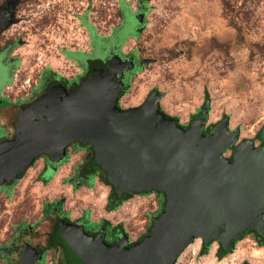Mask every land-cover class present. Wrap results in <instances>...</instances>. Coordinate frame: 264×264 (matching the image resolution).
<instances>
[{"label": "rangeland", "instance_id": "1", "mask_svg": "<svg viewBox=\"0 0 264 264\" xmlns=\"http://www.w3.org/2000/svg\"><path fill=\"white\" fill-rule=\"evenodd\" d=\"M11 8L13 23L6 29L0 27V53H4V58L0 55V71L5 72L0 94L12 104L9 112H0V139L14 136L21 106L55 85L65 86L69 92L87 77L88 69L80 58L74 61L85 72L71 81L49 69V60L60 56L72 60L70 53L83 56L88 48L93 51V37L97 44L114 32L110 38L115 36L116 40L89 57L103 63L117 54L122 62H131L132 70L123 74L120 110L142 105L155 91L161 96L160 113L183 129L202 116L204 109L208 117L205 133L228 118V130H239L240 135L223 158L231 160L235 148L245 140L252 141L255 149L262 145L264 0H0V13ZM130 11L135 17L129 15ZM66 72L70 76L74 73ZM47 77L57 83L47 88ZM7 106L4 101L0 104V108ZM69 146L86 150L79 166L84 165L90 149L74 143ZM96 174L114 189L107 175L105 180L103 172ZM23 175L15 187L9 188L8 195L0 186V248L12 253L11 260L0 258V264H18L22 244L40 242L50 229L51 222L42 219L44 208L55 197L65 199L64 191L60 194L53 188L50 178L37 177L43 185L40 187L19 182ZM163 199L158 193H140L135 204L125 209L126 220L121 227L129 233L125 236L132 245L148 234ZM26 227L30 231L23 235ZM195 245L193 241L176 264H264V244H258L251 230L222 257L218 256V241L207 247L205 254L201 241L194 255ZM61 258L60 248L55 247L42 253L35 264H59Z\"/></svg>", "mask_w": 264, "mask_h": 264}, {"label": "water", "instance_id": "2", "mask_svg": "<svg viewBox=\"0 0 264 264\" xmlns=\"http://www.w3.org/2000/svg\"><path fill=\"white\" fill-rule=\"evenodd\" d=\"M13 15L12 8L3 10L2 29L13 23ZM130 68L131 62L115 55L76 90L55 85L20 109L14 138L0 142V184L18 181L42 155L58 164L69 145L83 143L93 148L97 165L120 196L165 195L149 234L130 247L126 236L111 246L101 234L93 239L82 226L62 224L78 264H176L196 238L205 247L218 241L233 251L249 230L264 236V127L262 145L255 149L245 140L231 160L225 159L240 135L228 130L226 117L205 133L204 109L183 129L160 113L161 96L155 91L142 105L120 110L123 74ZM41 257L42 252L24 245L20 264H35Z\"/></svg>", "mask_w": 264, "mask_h": 264}, {"label": "crops", "instance_id": "3", "mask_svg": "<svg viewBox=\"0 0 264 264\" xmlns=\"http://www.w3.org/2000/svg\"><path fill=\"white\" fill-rule=\"evenodd\" d=\"M129 15L135 17L131 11ZM119 27L117 29H119ZM136 28L137 25H135L131 30L133 31ZM113 34L114 32L111 33V35L104 37V40L100 39L99 41H102V43H106L108 45L112 39L114 41L116 40L115 36L112 39L110 38L113 36ZM92 52L94 53V48L93 51L92 48H88L87 51L82 54L83 56H79L80 54L75 55L74 53H70L68 57L72 58V60L67 59L65 56H60L55 60H52V58L48 61L47 65L49 66V69L53 70L56 75L64 76L66 77V80L71 81L72 79L70 78L75 76L78 78L85 72L83 68H80L78 65H76L74 61L76 58H80L85 63L84 67L87 69L91 68L95 63H98V66L102 63L91 60L89 56L92 54ZM67 69L74 73L70 76V74L66 72ZM67 151V161L59 164L54 169L47 164L44 158L35 160L33 165L25 172L22 180L20 179L19 182L24 181L27 184L33 182L34 185L43 187L40 182H37V177L46 179L51 178L52 187L57 188L60 194L63 191L66 194L62 196L63 198L65 197V199H61L64 205L63 211L68 215V219L70 221L82 222L83 220H86L89 226L96 225L103 221L108 223L111 227H115L117 225L123 226L126 220L125 209L131 205H134L140 195H132L115 209L108 210L107 204L112 191L111 185L102 181L101 178L96 174L91 178L90 185H82L76 188L70 183V179L76 171V166L82 164V157L85 155L86 150L80 149L76 146H69ZM27 184L24 185L26 186ZM13 192H15V189ZM75 197L77 198L75 199ZM57 198L59 197H55L53 200ZM125 232L126 234H129L127 231ZM129 241L132 242L131 239H129ZM194 241L195 244L199 246L201 240L196 238Z\"/></svg>", "mask_w": 264, "mask_h": 264}, {"label": "flooded vegetation", "instance_id": "4", "mask_svg": "<svg viewBox=\"0 0 264 264\" xmlns=\"http://www.w3.org/2000/svg\"><path fill=\"white\" fill-rule=\"evenodd\" d=\"M0 27H2L1 23H0ZM96 41L97 40H95L94 37H93L92 38V46L94 48V52L95 51L96 52L97 51H102L104 49V47L107 46V44L106 43H102V41H99V42H97V44H95ZM99 45H101V46L99 47ZM0 55L4 58V53H0ZM115 55H117V54H115ZM115 55H112V57L115 56ZM110 59L105 61L104 63L107 64L110 61ZM3 61H4V59H3ZM105 67H106V65H105ZM8 69H9V66L5 64V70L8 71ZM94 69H98V68H94ZM131 70H132V68L129 71H131ZM4 73H5L4 71H0V80H1V78L4 77ZM1 91L2 90H0V92ZM46 92H48V90ZM38 96L39 97L33 99L28 104H25V105L21 106L20 109L29 106L34 100L40 98L43 95L41 93ZM0 97H1L0 104L2 103V101L6 102L8 104L7 107L0 108V112H4V113L9 112L8 108L12 107V104L8 103L7 100L3 97V95L0 94ZM14 136H15V126H14ZM14 136H12V137H8V136L2 137V139H0L1 140L0 142L6 141V140H11V139L14 138ZM74 144H77V143H74ZM86 156H87L86 157V162H87L91 158V151H90V154L86 155ZM43 157H44V159H46L45 161L47 162V164L50 167H52L53 169L55 167H57L59 164L65 162L63 160L62 162H60L58 164H55V163H53L50 160V158L47 155L42 156L40 158H43ZM82 166H79V167L76 168V171L73 174L74 176L70 179V183L73 184L76 188H78L79 186H82V185H90L91 178L95 175L94 174V175L89 176V174H86L85 171L81 169ZM97 172H100V171L97 170ZM21 175H23V174H21ZM20 176H19V178H20ZM42 179H46V178H42ZM14 184H16V182H12V183L4 182L3 184L0 185L1 187L3 186L2 189H1V192H5L8 195L9 188L12 187V186L15 187ZM11 191L13 192L14 188ZM138 195H140V193ZM60 200H61V198L52 200V202L47 204V206L44 208V211H43V214H42V219L46 220L49 223L51 222V225H50L49 231H46L44 233V235L41 237L42 240L40 242L35 243V244H33L32 241H25L22 244L23 246L24 245H30L33 248L37 249L38 252H42L43 254H45V252H47V250L55 248V247L47 248V245H62L61 243L52 244V243H54V241H55L57 236H60V238L63 240V242L67 245V243L65 242V240L63 238V233H62V230H61V225L62 224H72V225H75V226H82L84 232L86 234H88V235H91L93 237V239H95L99 234H101L102 238H103V241L107 245H111V246L115 245L116 243H118V241L122 240L123 236L125 237L126 232L124 231V229H122L123 227H121V225H117L115 227H111L108 223L103 221V222H100V223H98L96 225H90L89 226L86 220L85 221L83 220L80 225L75 224L77 222L76 221H74V222L70 221L68 219V215L66 213H64V211H63V202H61ZM152 218H154V217H152ZM152 220L153 219H151V223H152ZM22 231H23L22 233L24 235V234H26V233H28L30 231V227H26V229H24ZM149 231H150V229H149ZM148 234H149V232H148ZM33 245H36V246H33ZM131 245H132V242H130L128 240L127 244H126V247H130ZM23 246L20 247L19 253H17L19 255L18 256L19 257L18 258V264H20V255L22 253ZM7 252H8V249L0 248V258H5V259L9 260L10 256L12 255V253H7ZM60 254L62 256V254H63L62 249H60ZM63 256H62V258H63ZM62 258H61V260H62ZM60 261H59V264H61ZM63 264H71V263L65 262V260H64Z\"/></svg>", "mask_w": 264, "mask_h": 264}, {"label": "trees", "instance_id": "5", "mask_svg": "<svg viewBox=\"0 0 264 264\" xmlns=\"http://www.w3.org/2000/svg\"><path fill=\"white\" fill-rule=\"evenodd\" d=\"M105 63H101L99 64V66H97V68H104L105 67ZM94 68L91 67L88 69V73L87 75L90 73L91 70H93ZM45 83L47 85V88H50L51 86H53L54 84L57 83V81L55 79H51L49 77H47L45 79ZM64 84V83H63ZM77 87L73 86V87H70L69 88V92H72L76 89ZM48 90V89H47ZM78 146L80 147H88L91 151V158L81 167L82 170L85 171L86 174H89V176L91 175H94L96 174L97 170L98 171H102L104 174H105V180H106V172H104L103 170H101L99 168V166L97 165L96 163V159H95V153H94V150L91 146L89 145H85L83 143H77ZM48 158V157H47ZM49 159V158H48ZM22 176V175H21ZM20 176V178H21ZM108 182V181H107ZM158 193V192H156ZM142 194H146V193H142ZM159 195H162L163 196V201H162V207H161V211L164 209V205H165V195L164 194H160L158 193ZM131 195L130 194H125L123 196H120L113 188H112V191H111V194H110V197H109V203L107 205V209L108 210H113L115 209L117 206H119L122 202H124L125 200H127L128 198H130ZM152 224V223H151ZM255 234V237L257 239V242L258 244L260 245H263L264 244V237L260 236L258 233L254 232ZM58 235V234H57ZM142 239V238H141ZM57 243H61L62 245H47V248H50V247H59L60 249H62L63 251V258L62 260L60 261L61 264L64 263V260L65 262H68V263H71V264H78L74 259H73V256L71 255L70 253V250L68 248V246L63 242V240L60 238V236H57L54 243L52 244H57ZM201 252L203 254H205L207 252V247H205L203 245L202 249H201ZM226 253V251H224V249L220 246L219 247V251H218V256L222 257L224 256Z\"/></svg>", "mask_w": 264, "mask_h": 264}, {"label": "bare ground", "instance_id": "6", "mask_svg": "<svg viewBox=\"0 0 264 264\" xmlns=\"http://www.w3.org/2000/svg\"><path fill=\"white\" fill-rule=\"evenodd\" d=\"M196 247H192V249H194L195 251H197V247L198 245H195Z\"/></svg>", "mask_w": 264, "mask_h": 264}, {"label": "built area", "instance_id": "7", "mask_svg": "<svg viewBox=\"0 0 264 264\" xmlns=\"http://www.w3.org/2000/svg\"><path fill=\"white\" fill-rule=\"evenodd\" d=\"M192 251H193V254H194V255H195V254H196V252H197V251H195L194 249H192ZM177 261H178V260H177ZM176 263H177V262H176Z\"/></svg>", "mask_w": 264, "mask_h": 264}]
</instances>
